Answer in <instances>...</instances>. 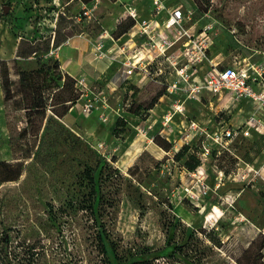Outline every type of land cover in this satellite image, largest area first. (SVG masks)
<instances>
[{"label": "rangeland", "instance_id": "obj_1", "mask_svg": "<svg viewBox=\"0 0 264 264\" xmlns=\"http://www.w3.org/2000/svg\"><path fill=\"white\" fill-rule=\"evenodd\" d=\"M132 1L90 3L92 11L78 20L83 0H0V68L6 66L12 91L10 100L0 95V162L21 163L22 169L18 180L0 185V248L1 237L7 240L0 264H264V109L206 92L193 96L188 87L199 72L192 76L189 68L192 78L185 82L166 57L150 66L148 84L130 94L126 67L108 61L135 48L127 33L118 39L112 34L130 16ZM164 1L170 6L176 0ZM192 1L195 14L186 28L210 41L202 70L241 62L264 73V0ZM146 17L141 11L136 18ZM85 36L102 44L98 51L95 42H84L85 55L108 64L103 73L87 64L89 83L95 91L116 84L109 106L87 115L75 107L62 115L61 95L52 97L49 89L44 119L26 112L19 70L59 62L69 40ZM185 40L166 54L176 57ZM182 59L170 62L179 69ZM50 73L54 83L57 73L65 75L61 68ZM173 82L177 87L169 92ZM159 92L154 111H146ZM138 105L139 118L129 112ZM117 108L123 111L117 114ZM250 116L261 126L246 124ZM118 117L126 123L113 130ZM247 126L248 135L215 141L227 129ZM156 135L170 151L155 144ZM185 144L200 157L192 172L183 166L185 158L173 159ZM85 163L98 167L94 214L77 204L89 205L92 197Z\"/></svg>", "mask_w": 264, "mask_h": 264}, {"label": "built area", "instance_id": "obj_2", "mask_svg": "<svg viewBox=\"0 0 264 264\" xmlns=\"http://www.w3.org/2000/svg\"><path fill=\"white\" fill-rule=\"evenodd\" d=\"M98 2L99 0H93L90 3L95 7V4ZM151 2V18L149 19L138 21L136 18L138 15L137 10L133 7L128 8V14L135 19V25L138 26L136 34L142 36L145 40L139 46H135L131 55L128 54L124 58L114 55L110 58L122 63L126 67L125 74L127 76L132 75L136 70L141 71L150 78V66L155 62L159 63L162 57H166V60L174 68L175 73L185 82L199 72L197 76L198 81L193 82L194 84L190 83L188 87L190 94H193V96L206 92L208 94L220 95L225 97L224 99H233L237 102L249 101L253 105H256L257 108L264 109V75H262L264 73L252 66L246 68L245 65H240L241 62H238L239 65L233 63V65L223 67H218V65L214 64L206 70H202L201 64L203 61H207L208 58L207 52L209 51L210 41L209 36L204 34V32L193 33L191 32L192 26L186 28V25L192 21L195 14L194 8H196V4L192 0H176L168 7L165 6L164 0H152ZM87 6L84 5L83 11L78 15V20L81 17L88 16L92 11ZM205 28L203 27V30ZM198 30L200 31L201 27ZM183 37L186 40L182 42L181 53L176 57H173L174 54L171 56L167 55L166 52ZM93 46L99 51L102 44L96 40ZM181 55L183 56V65L178 69L176 68L177 63H171L170 59ZM100 57L103 58L105 55L100 52ZM189 68H192V76L188 77V79L187 70ZM196 68H198V71ZM249 69L252 71L249 72ZM161 70L160 67L157 68V72L161 73ZM73 78L75 79V89L79 96L70 110L77 107L81 114L87 115L99 107L107 108L109 106L108 100L114 92V89L109 85H104L101 90L95 91L93 84L89 83L85 75ZM176 87V84L173 82L168 86V91L171 92ZM113 111L119 114L123 110L117 108ZM165 120H169V117H166ZM246 124L250 125V127H253L255 124L261 126V122L252 116L248 118ZM191 127L195 128V123H191ZM250 127L247 126L244 131L234 128L227 129L215 141L218 142L220 140V143H227V141L239 134L248 135ZM102 147V143L97 144V150L102 149Z\"/></svg>", "mask_w": 264, "mask_h": 264}, {"label": "trees", "instance_id": "obj_3", "mask_svg": "<svg viewBox=\"0 0 264 264\" xmlns=\"http://www.w3.org/2000/svg\"><path fill=\"white\" fill-rule=\"evenodd\" d=\"M93 0H83L82 3L88 5ZM136 24L135 19L132 17H127L121 20L118 25L116 26L115 31L112 33L114 39L120 38L122 35L128 33L133 26ZM35 53V51H33ZM39 58H36L38 60ZM60 72V64L58 61H55L53 65H47V63H43L38 67L30 68L29 70L20 69L18 72L19 77V84H20V92L22 94V102L24 104V109L26 112H37L40 116V119L43 120L45 117V111L47 107L46 98L44 97L45 91L51 90L53 91L52 97L55 95L60 96L61 100L64 103V108L62 110V115H64L71 107L75 104L76 100L78 99V92L75 89V79L68 74L62 75L57 73V81L54 83L53 81H48V76L52 77L53 74L50 73L51 71ZM55 76V75H54ZM0 85L3 91L4 100H10L12 98V91H11V82L9 79L8 71L6 66L3 64L0 68ZM63 80L62 85L58 83ZM69 81V83H68ZM163 95L162 92H159L150 102L148 107H146V111L152 109L154 104L156 103L157 99ZM68 104V106H67ZM132 108V107H131ZM129 112L133 114L135 117H143L141 113V105L136 106L133 111ZM145 116V115H144ZM119 123H126L123 117H118L113 123V130L119 125ZM155 144L161 147L165 151H170L171 145L167 143L164 139H162L159 135H156L153 138ZM191 145L185 144L182 145L175 153L173 154V159L176 162H181L183 158V166L187 171H194L200 165V157L194 152ZM214 154V153H213ZM84 174L87 179H89L91 192L89 196L91 197L90 204L85 205L83 200H78L77 204L81 207V209L90 211L91 214H94V206L96 204V191L94 188V176L97 172L98 167H91L84 164ZM22 169L21 163H6L0 162V185L3 182L8 181H16L21 176ZM1 248L0 251L6 249L7 240L1 237ZM167 246H170V243H167ZM104 252V251H103ZM108 264V263H107ZM144 264V263H139Z\"/></svg>", "mask_w": 264, "mask_h": 264}, {"label": "crops", "instance_id": "obj_4", "mask_svg": "<svg viewBox=\"0 0 264 264\" xmlns=\"http://www.w3.org/2000/svg\"><path fill=\"white\" fill-rule=\"evenodd\" d=\"M146 0V1H139V0H133V8L137 10V14L142 11H146L148 13V17L146 19L151 18V8H152V0ZM165 2V1H164ZM168 7V6H167ZM136 26V25H135ZM134 27V26H133ZM132 34H130V31L127 33L129 36V39L127 40V44L132 49L135 46H138V41L140 38H143L142 36H139L137 33L138 29H135ZM87 37V36H85ZM88 38V37H87ZM86 40V41H85ZM97 39L88 38V39H79V38H71L69 40V46H66L64 50L62 51L61 57L59 58L60 68L61 72L68 74L71 77H77L79 75H85L87 73V69L85 66L87 64L91 66L92 68L96 69L99 73H103L106 71V68L108 67V64L112 63L114 66H116L117 61H108L107 63H104L102 59L99 58H93L90 53H87L85 55L84 49L87 48V45L83 44L86 42L88 45L92 41L95 42ZM107 42V41H104ZM108 43V42H107ZM141 43V41H140ZM94 44V43H93ZM131 55V53H130ZM119 63V62H118ZM85 64V65H84ZM35 66H31L30 68H34ZM88 74V73H87ZM127 85H128V92L134 93L136 89H142L144 86L148 84V82L151 80V76H147L146 74L142 73L141 71H135L132 75L127 77ZM110 87L116 84L112 81L108 83ZM2 93L1 85H0V95ZM4 105H1L0 108H3ZM157 107V106H155ZM155 108L150 110L152 113Z\"/></svg>", "mask_w": 264, "mask_h": 264}, {"label": "water", "instance_id": "obj_5", "mask_svg": "<svg viewBox=\"0 0 264 264\" xmlns=\"http://www.w3.org/2000/svg\"><path fill=\"white\" fill-rule=\"evenodd\" d=\"M2 9H3V14H7L9 7L4 6L2 7Z\"/></svg>", "mask_w": 264, "mask_h": 264}, {"label": "bare ground", "instance_id": "obj_6", "mask_svg": "<svg viewBox=\"0 0 264 264\" xmlns=\"http://www.w3.org/2000/svg\"><path fill=\"white\" fill-rule=\"evenodd\" d=\"M135 29H138V26H134L131 31H130V34H132L134 31H136ZM134 34V33H133Z\"/></svg>", "mask_w": 264, "mask_h": 264}]
</instances>
